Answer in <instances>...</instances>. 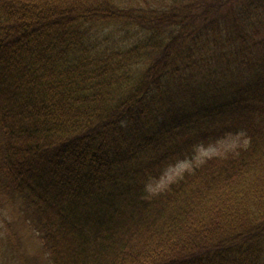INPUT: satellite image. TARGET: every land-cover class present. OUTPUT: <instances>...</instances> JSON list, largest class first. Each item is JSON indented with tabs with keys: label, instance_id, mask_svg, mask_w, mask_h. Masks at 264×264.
Returning a JSON list of instances; mask_svg holds the SVG:
<instances>
[{
	"label": "trees",
	"instance_id": "1",
	"mask_svg": "<svg viewBox=\"0 0 264 264\" xmlns=\"http://www.w3.org/2000/svg\"><path fill=\"white\" fill-rule=\"evenodd\" d=\"M0 264H264V0H0Z\"/></svg>",
	"mask_w": 264,
	"mask_h": 264
},
{
	"label": "rangeland",
	"instance_id": "2",
	"mask_svg": "<svg viewBox=\"0 0 264 264\" xmlns=\"http://www.w3.org/2000/svg\"><path fill=\"white\" fill-rule=\"evenodd\" d=\"M239 141H242V137L238 136L236 138H230L227 140H223V141H219L218 143L213 144L210 147L207 148H200L198 150V153L196 154V156L194 157L193 163L194 162H199L201 161L205 156H209L211 154L214 153H218V152H222L225 149L233 146L234 144L238 143ZM191 162L189 161H185V162H181L177 165H174L172 167H170L166 173L164 174V176L157 182L153 183L150 185V189L152 191H158L162 188H164L171 180L175 179L176 177H178L180 175V173L182 172L183 169H185L186 167H188L190 165ZM17 203H19L18 200H9V201H3V205H4V210H17ZM5 228L7 230H11V223H8ZM20 233V231H19ZM31 246L36 247L37 245L34 243ZM23 249V247H22ZM30 250H33V247H30Z\"/></svg>",
	"mask_w": 264,
	"mask_h": 264
}]
</instances>
